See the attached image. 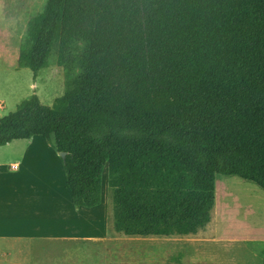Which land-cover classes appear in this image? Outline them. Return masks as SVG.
I'll use <instances>...</instances> for the list:
<instances>
[{
    "label": "trees",
    "instance_id": "1",
    "mask_svg": "<svg viewBox=\"0 0 264 264\" xmlns=\"http://www.w3.org/2000/svg\"><path fill=\"white\" fill-rule=\"evenodd\" d=\"M51 65L62 95L19 102L0 146L40 136L65 153L76 207L100 204L106 168L116 233L204 230L216 175L264 192V0H45L17 67Z\"/></svg>",
    "mask_w": 264,
    "mask_h": 264
},
{
    "label": "rangeland",
    "instance_id": "2",
    "mask_svg": "<svg viewBox=\"0 0 264 264\" xmlns=\"http://www.w3.org/2000/svg\"><path fill=\"white\" fill-rule=\"evenodd\" d=\"M45 0H0V118L37 97L52 106L64 91L62 68L37 76L17 67L28 20ZM18 164V167H13ZM59 153L43 138L0 146V264H260L264 192L238 176L216 175L211 222L184 237H128L113 226V190L102 174L101 202L75 207ZM68 221V227L64 226ZM72 238V242L69 240ZM69 238L63 239V238ZM3 254H7L4 259Z\"/></svg>",
    "mask_w": 264,
    "mask_h": 264
},
{
    "label": "crops",
    "instance_id": "3",
    "mask_svg": "<svg viewBox=\"0 0 264 264\" xmlns=\"http://www.w3.org/2000/svg\"><path fill=\"white\" fill-rule=\"evenodd\" d=\"M0 108H2V106H1V104H0ZM16 165V167H18V164H13V166H15ZM65 180V179H64ZM64 184H65V181H64ZM65 187H66V184H65ZM69 193V192H68ZM70 196V195H69ZM71 199V198H70ZM64 202H65V205H66V211L64 212V214H62V217H67V216H69V211L70 212H73V210H76V209H74V205H73V203H72V201H71V203H69V201H67V199L65 200L64 199ZM76 207V206H75ZM96 207V206H95ZM68 221H65V224H64V226H66V227H68ZM70 238H71V236H70ZM63 239H68L69 240V238H63ZM69 242H72V238L69 240ZM3 257H4V259L7 257V254H3Z\"/></svg>",
    "mask_w": 264,
    "mask_h": 264
},
{
    "label": "water",
    "instance_id": "4",
    "mask_svg": "<svg viewBox=\"0 0 264 264\" xmlns=\"http://www.w3.org/2000/svg\"><path fill=\"white\" fill-rule=\"evenodd\" d=\"M59 156H60L61 159H64V157H65V153H63V152H59Z\"/></svg>",
    "mask_w": 264,
    "mask_h": 264
},
{
    "label": "built area",
    "instance_id": "5",
    "mask_svg": "<svg viewBox=\"0 0 264 264\" xmlns=\"http://www.w3.org/2000/svg\"><path fill=\"white\" fill-rule=\"evenodd\" d=\"M13 167H16V165H15V166H13Z\"/></svg>",
    "mask_w": 264,
    "mask_h": 264
}]
</instances>
